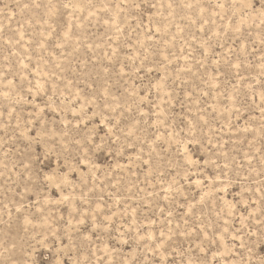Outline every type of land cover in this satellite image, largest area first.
<instances>
[{"label":"rangeland","instance_id":"1","mask_svg":"<svg viewBox=\"0 0 264 264\" xmlns=\"http://www.w3.org/2000/svg\"><path fill=\"white\" fill-rule=\"evenodd\" d=\"M0 264H264V0H0Z\"/></svg>","mask_w":264,"mask_h":264}]
</instances>
